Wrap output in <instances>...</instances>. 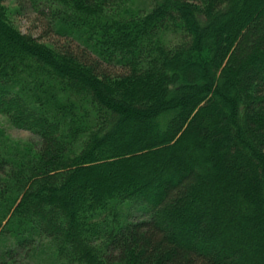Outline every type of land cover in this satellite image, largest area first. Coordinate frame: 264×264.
<instances>
[{
  "label": "trees",
  "instance_id": "1",
  "mask_svg": "<svg viewBox=\"0 0 264 264\" xmlns=\"http://www.w3.org/2000/svg\"><path fill=\"white\" fill-rule=\"evenodd\" d=\"M9 1L0 264H264V0Z\"/></svg>",
  "mask_w": 264,
  "mask_h": 264
},
{
  "label": "rangeland",
  "instance_id": "2",
  "mask_svg": "<svg viewBox=\"0 0 264 264\" xmlns=\"http://www.w3.org/2000/svg\"><path fill=\"white\" fill-rule=\"evenodd\" d=\"M143 0H136V2L141 3ZM7 7L12 10V21L18 30L26 35H32L36 38H40L43 42H57L58 44H63L65 42L64 38L60 37H45L47 36L45 33V27L43 26L38 15L30 8L26 7L22 9V13L16 12V7H18L17 3L13 0L7 2ZM116 70H119L117 68ZM191 135H189V138ZM0 141L7 147L11 148V150H15L19 153L23 152L24 148H28L29 151H35V148L39 147L40 139L39 137L27 130L19 129L10 124V122L3 116H0ZM190 141H183V145L185 143L189 144ZM202 152V149H200ZM154 155H157L156 153ZM144 204H135L133 206H125V214H130L128 216L127 221L133 220H141L146 219L147 214L145 212ZM46 248L51 247V244H46ZM1 247L4 244L0 245ZM5 247V246H4ZM44 249V250H45ZM50 253L39 254L38 258H36L32 264H50L49 256ZM53 258V257H52ZM21 264H31L28 261L23 260L22 258L17 259ZM35 262V263H34Z\"/></svg>",
  "mask_w": 264,
  "mask_h": 264
}]
</instances>
